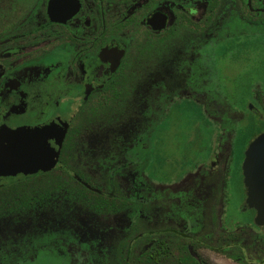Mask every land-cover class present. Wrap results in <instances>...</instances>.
Returning <instances> with one entry per match:
<instances>
[{"label":"flooded vegetation","instance_id":"1","mask_svg":"<svg viewBox=\"0 0 264 264\" xmlns=\"http://www.w3.org/2000/svg\"><path fill=\"white\" fill-rule=\"evenodd\" d=\"M252 37L264 0H0V264H264L242 170L264 129L234 167L226 99ZM181 102L171 178L154 143Z\"/></svg>","mask_w":264,"mask_h":264},{"label":"rangeland","instance_id":"2","mask_svg":"<svg viewBox=\"0 0 264 264\" xmlns=\"http://www.w3.org/2000/svg\"><path fill=\"white\" fill-rule=\"evenodd\" d=\"M228 43L229 42L224 43L226 44L225 46H227ZM245 45L249 47L251 53L254 52L252 57H256L252 59L253 66L249 67V69L247 67L244 71H239L231 80H226L227 84L230 85V91L226 94L227 101L243 111L241 118L232 125L234 132L232 143L234 145L236 158L238 157V153H240L245 146L247 140L264 129L258 116L248 111L249 103L253 106L255 105L257 108L260 104L257 98L253 99L251 96L250 89L254 87L253 82H257V87L261 92L262 89L264 90V42L262 43V40L258 41L257 38L252 37ZM225 49L226 48H224V50ZM239 50H242L241 46ZM225 70L228 74L230 72L233 73L231 67L225 68ZM255 103L258 104V106ZM196 121H199V118L196 117L195 110L190 108L186 102H181L178 109L168 113L164 125L160 128L158 134V137L160 135L161 141L159 138L156 139L153 152L155 164L159 166L157 168L164 172L161 173L162 175L173 178L182 168L187 166V159H193L190 156L183 157L182 153H193L195 150L194 146L188 143L186 139L192 135L191 126L195 124ZM201 131L203 132L200 142L202 143L203 150H205V148L209 146L207 142L209 133L204 127L201 128ZM237 162L238 158L235 160L234 167L238 164ZM234 167L233 169L235 170ZM232 183H235V181H232Z\"/></svg>","mask_w":264,"mask_h":264},{"label":"water","instance_id":"3","mask_svg":"<svg viewBox=\"0 0 264 264\" xmlns=\"http://www.w3.org/2000/svg\"><path fill=\"white\" fill-rule=\"evenodd\" d=\"M242 170L246 186L244 202L255 212L254 223L264 230V132L248 143Z\"/></svg>","mask_w":264,"mask_h":264}]
</instances>
